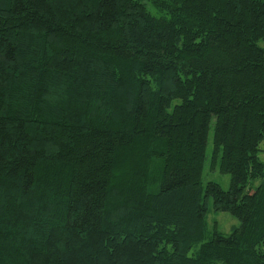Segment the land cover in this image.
I'll return each mask as SVG.
<instances>
[{
	"label": "trees",
	"instance_id": "obj_1",
	"mask_svg": "<svg viewBox=\"0 0 264 264\" xmlns=\"http://www.w3.org/2000/svg\"><path fill=\"white\" fill-rule=\"evenodd\" d=\"M260 41L264 0H0V264H264Z\"/></svg>",
	"mask_w": 264,
	"mask_h": 264
},
{
	"label": "rangeland",
	"instance_id": "obj_2",
	"mask_svg": "<svg viewBox=\"0 0 264 264\" xmlns=\"http://www.w3.org/2000/svg\"><path fill=\"white\" fill-rule=\"evenodd\" d=\"M262 47H264V41H260L259 43ZM213 148V138L212 133H210L209 143L207 145V159L206 165L204 167V183L208 181H216L222 185L224 189H228L231 185V175L229 173H223L220 171L218 167L214 170L211 168V164L209 158L212 154ZM260 148L264 150V141L260 144ZM261 159L264 161V151L260 153ZM210 211L208 213L207 219L209 224V230L214 231L215 227L221 232L228 234L233 231V228L238 227L240 224V220L234 217L231 213L224 211H214L212 207V202L209 205Z\"/></svg>",
	"mask_w": 264,
	"mask_h": 264
}]
</instances>
